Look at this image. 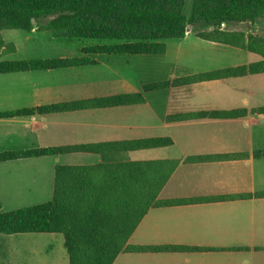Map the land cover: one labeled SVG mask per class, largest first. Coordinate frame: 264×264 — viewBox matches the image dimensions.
Instances as JSON below:
<instances>
[{
    "label": "crops",
    "instance_id": "1",
    "mask_svg": "<svg viewBox=\"0 0 264 264\" xmlns=\"http://www.w3.org/2000/svg\"><path fill=\"white\" fill-rule=\"evenodd\" d=\"M243 24H224L222 29L245 32L234 28ZM228 26L232 29L228 30ZM188 37L185 35L184 38ZM206 42L222 53L224 50L220 45L230 47ZM230 48L235 49V56L242 54L241 59H245L238 66L261 59L246 50ZM99 65L98 62L95 66L13 73L21 76L8 81L10 89L0 91V112L128 94H111L110 90L115 88L111 80L98 82L96 73ZM261 76L264 73L168 87L190 92L181 98L170 97L169 103L176 104L178 110L166 112L161 123L152 128H158L162 134L151 138H169L171 145L133 151L127 156L131 161L175 162L158 200H202L150 208L112 264H264V157L254 156L256 152H264V114H251V110L264 106V77ZM120 79V85L126 82ZM216 83L226 85V93L209 95L207 101L197 104L194 100L197 92L193 86L210 89ZM102 90L104 92L101 93ZM134 93L142 94L143 103L0 118V152L150 139H124L120 135L133 128L145 134L151 128L145 124L124 122L134 114L132 107L147 104L143 91ZM237 109H245L247 115L229 119L167 120L177 114ZM153 150L152 158L134 157V153L141 156L143 151ZM196 158L206 160L186 162ZM100 161L96 154L74 152L2 162L0 196L2 194L9 199L34 196L41 199L39 204L48 202L53 196L55 167L93 166ZM0 204L3 208L1 200ZM12 235L25 237L26 242L58 241L54 236L58 234ZM155 247L177 249L151 250Z\"/></svg>",
    "mask_w": 264,
    "mask_h": 264
},
{
    "label": "trees",
    "instance_id": "2",
    "mask_svg": "<svg viewBox=\"0 0 264 264\" xmlns=\"http://www.w3.org/2000/svg\"><path fill=\"white\" fill-rule=\"evenodd\" d=\"M184 2L185 0H0V33L4 30L31 33L41 19L52 18L46 26L53 38L106 42L82 48L84 56L2 60L0 75L95 66L98 62L92 56L98 55L160 56L166 52L163 41L183 39L190 27L200 28L195 36L202 40L243 49L261 59L249 65L198 73L169 83L146 86L144 93L170 86L180 87L264 73V38L251 35L250 32L222 29V24L244 23L255 27L264 21V0H192L188 18L183 13ZM2 45L0 41V47ZM143 101L141 93H128L69 104L0 112V118L128 106L141 104ZM251 114H264V106L251 110ZM246 115L245 109H237L177 114L167 120L229 119ZM169 145V138H150L0 152V163L74 152L92 153L101 158L100 163L93 166L55 167L53 196L48 202L9 212H2L0 204V235L59 234L64 240L68 264H112L150 208L185 205L202 200H158V194L175 162L131 161L127 156L129 152ZM254 156L264 157V152H256ZM191 160L202 161L206 158L188 159L186 162ZM171 249L177 248H151L155 251Z\"/></svg>",
    "mask_w": 264,
    "mask_h": 264
},
{
    "label": "rangeland",
    "instance_id": "3",
    "mask_svg": "<svg viewBox=\"0 0 264 264\" xmlns=\"http://www.w3.org/2000/svg\"><path fill=\"white\" fill-rule=\"evenodd\" d=\"M191 5L192 0H185L183 13L187 18L191 13ZM51 20L52 18L41 19L31 33H25L19 30L2 31L0 33V41H2L3 45L0 47V61L84 56L81 52L82 48L106 43L86 39L66 41L53 38L46 26ZM227 28L228 30L232 29L230 26ZM234 28L264 38V21H261L255 27L249 24H243L238 28ZM197 29L200 28L195 27L188 30L186 32V35H189L188 38L163 41L166 45V52L160 56H92V58L98 60L100 63L97 68L96 79L98 82L104 79L105 83L109 80L113 81L115 88L114 90H110L111 94L123 92L134 93L142 92L146 86L164 82L169 83L175 79L191 74L234 67L235 65L238 66V64L245 61V59H241L242 54L238 56L233 54L235 51L233 48H226L220 45L224 53L220 52L218 50L219 48L214 50L209 42L195 37L198 31ZM225 30L227 29L225 28ZM19 76L21 75H0V91L10 89L11 87L8 81L12 80L11 78L18 79ZM120 78L126 80V82H122V85H120L122 81ZM253 80L256 81V79ZM258 81L259 79H257V83H259ZM218 85L219 87H217ZM225 87L226 85L222 83H216L210 89L208 87H202L201 85H195L193 88H195L194 92H197V94H194V100L197 104L202 103V101H207L212 94L219 95L222 92L226 93L227 90ZM67 95L71 97L75 96L73 94ZM143 95L147 104L132 107L134 114L129 116V121L124 120V122L133 125L145 124L151 128L147 129V131L144 130L145 134L138 133L136 128L124 131V134L122 133L123 135L120 134L124 139L160 136L162 131L158 130V128H152L159 125L158 123H161L166 112L178 110L175 107L176 104L173 102L169 103L170 101L168 100L170 97L181 98V96L190 95V92L186 93L184 89L179 90L178 88L167 87L162 90L143 92ZM227 95L229 94H225V96ZM149 152H152V154H147ZM153 152L155 151H143L141 156L139 155L140 153H134V157L152 158L154 155ZM0 198L3 203V208H1L2 212L29 207L39 204L41 201V199H36L34 196L30 198L23 197L22 199H9L1 194ZM54 236L58 238L57 242H36V240L26 242L25 237L20 235H0V262L2 264H68V256L63 246V239L59 234Z\"/></svg>",
    "mask_w": 264,
    "mask_h": 264
},
{
    "label": "water",
    "instance_id": "4",
    "mask_svg": "<svg viewBox=\"0 0 264 264\" xmlns=\"http://www.w3.org/2000/svg\"><path fill=\"white\" fill-rule=\"evenodd\" d=\"M33 23H34V21H32ZM224 24H222V26H223ZM191 29V27L188 29V30H190Z\"/></svg>",
    "mask_w": 264,
    "mask_h": 264
}]
</instances>
